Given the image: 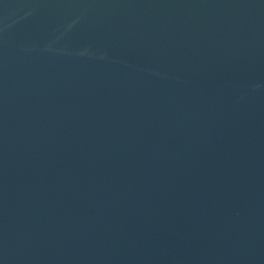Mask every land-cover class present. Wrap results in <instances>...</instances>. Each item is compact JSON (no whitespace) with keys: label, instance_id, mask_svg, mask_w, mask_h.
<instances>
[{"label":"water","instance_id":"water-1","mask_svg":"<svg viewBox=\"0 0 264 264\" xmlns=\"http://www.w3.org/2000/svg\"><path fill=\"white\" fill-rule=\"evenodd\" d=\"M0 264H264V0H0Z\"/></svg>","mask_w":264,"mask_h":264}]
</instances>
